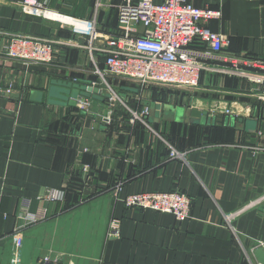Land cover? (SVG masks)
Masks as SVG:
<instances>
[{"label": "crops", "instance_id": "obj_1", "mask_svg": "<svg viewBox=\"0 0 264 264\" xmlns=\"http://www.w3.org/2000/svg\"><path fill=\"white\" fill-rule=\"evenodd\" d=\"M22 1L0 0V264H11L17 227L21 264H260L254 251L264 249V101L255 84L221 58L206 60L212 68L200 73L191 95L152 94L136 82L112 80L130 107L150 108L148 127L131 122L118 105L105 112L102 92L86 91L96 80L91 55L104 60L83 47L87 39L25 14ZM43 1L91 16L96 0ZM101 2L98 29L110 35L118 0ZM190 2L221 9L220 19L203 22L224 34L221 56L264 58V0ZM10 34L51 40L52 61L7 57ZM80 100L88 107L80 108ZM193 121L208 122L213 137L192 145L173 140V127L190 129ZM166 143L183 157L170 158ZM173 189L191 200L183 221L122 201ZM52 190L63 198L48 201ZM112 219L119 222L110 234Z\"/></svg>", "mask_w": 264, "mask_h": 264}, {"label": "built area", "instance_id": "obj_2", "mask_svg": "<svg viewBox=\"0 0 264 264\" xmlns=\"http://www.w3.org/2000/svg\"><path fill=\"white\" fill-rule=\"evenodd\" d=\"M260 1V0H250ZM101 0L95 1V11L91 16H80L49 6L43 0H23L22 11L32 17H40L57 22L72 35L87 39L83 47L103 57L97 62L91 55V72L96 80L91 87L100 89L109 107L122 104L130 114V121H139L148 127L149 106L133 109L114 86L112 79L130 80L141 86L162 85L174 88L194 89L198 87L200 73L212 67L207 59L221 58L232 69L247 77L255 84L257 99L264 101V58L223 57L221 51L227 44L224 34L212 31L203 22L220 19L221 9L195 6L190 0H118L114 6L117 11L118 34L105 35L98 29L97 12ZM194 44L205 48L193 47ZM55 44L51 40L24 34H10L4 47L7 57L26 64L52 61ZM244 68L247 71H243ZM10 92L11 88H6ZM78 106L88 107L89 102L80 100ZM170 158H182L183 153L166 143ZM60 190L47 193L48 201L63 198ZM126 208L148 209L170 213L178 221L190 216L191 200L186 193L173 189L170 191H140L126 195L122 199ZM235 213L226 215L228 222ZM32 221L38 216L30 218ZM112 219L110 234L118 226ZM23 235L21 227L14 230L11 264H21ZM264 247V242H260ZM59 264L58 261H56ZM43 262L42 264H47ZM41 264V263H40Z\"/></svg>", "mask_w": 264, "mask_h": 264}, {"label": "rangeland", "instance_id": "obj_3", "mask_svg": "<svg viewBox=\"0 0 264 264\" xmlns=\"http://www.w3.org/2000/svg\"><path fill=\"white\" fill-rule=\"evenodd\" d=\"M112 80H118L116 78H113ZM131 84V83H129ZM134 86L136 84H133ZM139 85H136L135 87L137 88ZM152 86H154L155 88H159V89H155ZM140 87V86H139ZM144 90L146 92L152 93L155 92L156 94H160V95H165V93H168L170 91V96H184V95H191V89H186V88H174V87H166V86H158V85H148L144 87ZM178 98V97H177ZM176 98V100H177ZM179 99V98H178ZM125 100V97H124ZM126 101V100H125ZM118 106H114V107H110L109 109L105 110L106 113H111L112 110L116 107V109H120L121 111H127L126 108L123 107L122 104H117ZM115 110V109H114ZM193 127H191L190 129H186L183 130V128L181 127H170V129L172 128L174 134L176 135L173 140L175 139L177 141V139H180L182 142H185V144L187 145H192L195 144L198 141H204V139L206 140L211 139L212 136V130H210V128H212L211 125H208V122H204V123H199L198 121H193ZM259 142L264 145V135L263 137L259 140ZM97 193H95L96 195ZM86 200V198H78L77 199V203L81 204L84 203ZM109 223V222H108ZM110 225V223L108 224ZM107 225V228H109ZM106 234H107V230H106Z\"/></svg>", "mask_w": 264, "mask_h": 264}, {"label": "water", "instance_id": "obj_4", "mask_svg": "<svg viewBox=\"0 0 264 264\" xmlns=\"http://www.w3.org/2000/svg\"><path fill=\"white\" fill-rule=\"evenodd\" d=\"M86 91H88V92H94V93H99V92H100V89L97 88V87H91V86H88V87L86 88ZM10 96L18 97L17 94H10ZM192 111H193L192 113H194V110H192ZM188 113L190 114L189 110L187 109L185 114L188 115ZM187 119H188V118H187ZM188 120H189V119H188ZM188 120H186V121H188ZM254 254H255V256H256L258 262H259L260 264H264V249H263V248H257V249L254 251Z\"/></svg>", "mask_w": 264, "mask_h": 264}, {"label": "trees", "instance_id": "obj_5", "mask_svg": "<svg viewBox=\"0 0 264 264\" xmlns=\"http://www.w3.org/2000/svg\"><path fill=\"white\" fill-rule=\"evenodd\" d=\"M76 15V14H75ZM116 25H117V13H116ZM116 30V31H115ZM112 34H118V29H115Z\"/></svg>", "mask_w": 264, "mask_h": 264}]
</instances>
